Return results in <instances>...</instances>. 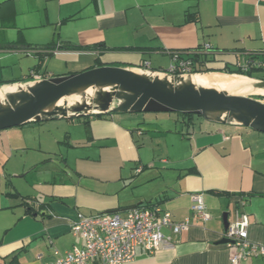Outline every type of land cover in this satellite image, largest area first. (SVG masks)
Wrapping results in <instances>:
<instances>
[{"label": "crops", "instance_id": "crops-1", "mask_svg": "<svg viewBox=\"0 0 264 264\" xmlns=\"http://www.w3.org/2000/svg\"><path fill=\"white\" fill-rule=\"evenodd\" d=\"M205 45L209 68L264 80L254 76L264 72V0H0L4 88L100 66L168 72L173 52ZM141 114L0 131V264L57 263L83 245L71 230L80 215L143 205L183 221L196 194L210 220L193 219L180 235L165 228L168 243L128 264H230L225 215L228 225L246 216L249 240L264 246V133L196 115Z\"/></svg>", "mask_w": 264, "mask_h": 264}, {"label": "water", "instance_id": "water-1", "mask_svg": "<svg viewBox=\"0 0 264 264\" xmlns=\"http://www.w3.org/2000/svg\"><path fill=\"white\" fill-rule=\"evenodd\" d=\"M145 72L174 80L195 75H175L141 67L100 66L77 74L18 82L5 85V88L0 86V93H5L9 87L19 88L16 93L6 94L5 101L0 99V131L28 123L90 115L180 113L264 133V94L232 95L193 84L169 88L165 81L151 78ZM246 78L264 87V80ZM106 87H112V90L99 89L89 101L72 105L67 100L81 90ZM61 100L64 104L58 105ZM223 114L227 116L223 117ZM224 222L227 229V215ZM229 242L226 238L223 240V243Z\"/></svg>", "mask_w": 264, "mask_h": 264}, {"label": "built area", "instance_id": "built-area-1", "mask_svg": "<svg viewBox=\"0 0 264 264\" xmlns=\"http://www.w3.org/2000/svg\"><path fill=\"white\" fill-rule=\"evenodd\" d=\"M209 50L210 46L205 45L199 51L207 53ZM194 54L173 52V63L168 73L192 74L195 69L192 59ZM32 76L36 77L35 73ZM192 199V217L183 221H176L171 212L160 207L143 205L128 210L124 215L119 212L93 217L80 215L71 230L83 245L66 252L54 264H128L135 260L141 249L154 253L168 243L163 232L165 228L180 235L190 228L193 219L203 222L210 220L203 195L196 194ZM249 227L244 215L238 216L236 221L228 225L225 238L230 241L229 247L235 250L230 257V264H241L254 257L264 258V246L249 240Z\"/></svg>", "mask_w": 264, "mask_h": 264}, {"label": "bare ground", "instance_id": "bare-ground-1", "mask_svg": "<svg viewBox=\"0 0 264 264\" xmlns=\"http://www.w3.org/2000/svg\"><path fill=\"white\" fill-rule=\"evenodd\" d=\"M151 78H158L162 81H165L167 83V86L169 88L171 87H181L187 84H193L195 86H198L200 88L205 89H216L218 91H222L228 94L232 95H250V94H264V87H261L258 82L249 80L248 78H238L234 76L229 75H218V74H195L190 76H185L182 78H179L178 80H174L172 78H166L164 76L160 75H153L150 73H144ZM19 89V88H18ZM18 89L15 91H6L5 93H0V99L1 101H5L6 94L10 95L13 93L18 92ZM101 89L100 91H111L112 87H106V88H90L87 90H81L80 92L74 94L73 96H70L67 98L68 102L72 105L77 103H82L83 101H89L86 100L89 90L91 92L95 93ZM64 101L61 100L58 105H63ZM216 115V114H211ZM219 115V114H218ZM223 117H226V114L222 115Z\"/></svg>", "mask_w": 264, "mask_h": 264}, {"label": "trees", "instance_id": "trees-1", "mask_svg": "<svg viewBox=\"0 0 264 264\" xmlns=\"http://www.w3.org/2000/svg\"><path fill=\"white\" fill-rule=\"evenodd\" d=\"M82 49L81 47H79ZM85 49L89 50L91 47H86ZM192 59L194 61V71L192 74H198V73H213V72H225L226 74H235V75H243V76H248L252 77V74L250 71H244L242 69H235V70H228V71H223V70H217V69H212L206 66V64L209 62L208 56L206 53H203L202 51H195V54L192 56ZM175 75H182V73H176ZM1 85V84H0ZM185 116H195L193 114H184Z\"/></svg>", "mask_w": 264, "mask_h": 264}, {"label": "rangeland", "instance_id": "rangeland-1", "mask_svg": "<svg viewBox=\"0 0 264 264\" xmlns=\"http://www.w3.org/2000/svg\"><path fill=\"white\" fill-rule=\"evenodd\" d=\"M167 64L163 65L164 69H169L171 67V65H172V64H170V65H167ZM254 76H257V77H260V78L264 79V72H261V73L257 72V73L254 74ZM92 97H94V93L91 92V90H89V94H88L86 100H90ZM128 115H139V116H141V115H145V114L138 113V114H128ZM162 115H170V114H162ZM200 117L202 118V116L196 115V119H200ZM71 121H74L75 123H77L78 119H74V120H71ZM71 121L70 122L65 121V122L66 123H71ZM45 123H50V122H45ZM57 123H64V122H57Z\"/></svg>", "mask_w": 264, "mask_h": 264}]
</instances>
